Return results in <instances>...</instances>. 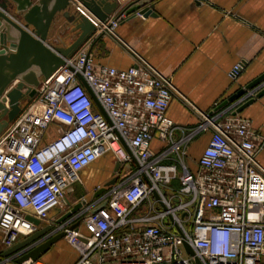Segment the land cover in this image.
I'll return each mask as SVG.
<instances>
[{
    "label": "built area",
    "instance_id": "2783aa9c",
    "mask_svg": "<svg viewBox=\"0 0 264 264\" xmlns=\"http://www.w3.org/2000/svg\"><path fill=\"white\" fill-rule=\"evenodd\" d=\"M73 1L99 33L115 34L124 17L101 22ZM243 66L238 61L229 76ZM175 93L170 77L141 57L117 68L96 64L83 46L41 78L0 134V264H17L16 255L2 252L47 225L34 245L63 231L76 254L70 264H196L195 257L201 264H264V135L248 119L225 115L227 108L180 126L167 115ZM206 130L210 138L192 171L187 144ZM107 154L120 167L117 180L92 199L81 197V207L56 222L69 208L52 212L80 171ZM20 264L49 263L40 257Z\"/></svg>",
    "mask_w": 264,
    "mask_h": 264
},
{
    "label": "crops",
    "instance_id": "0c3cea01",
    "mask_svg": "<svg viewBox=\"0 0 264 264\" xmlns=\"http://www.w3.org/2000/svg\"><path fill=\"white\" fill-rule=\"evenodd\" d=\"M14 7L10 2L8 11L19 18ZM154 11V16H124L115 34H101L94 42L99 34L96 30L82 46L96 64L127 68L141 57L169 76L176 93L167 115L176 124L195 126L201 112L214 111L219 103L264 72V0H155ZM60 34L52 28L48 43L67 45ZM240 60L244 66L231 78L229 71ZM235 106L229 103L218 110L227 108L225 115H229ZM237 115L248 119L252 128L264 135V94ZM49 133L54 135L53 127ZM210 135V130L202 131L187 144L186 164L192 171L197 170L196 160ZM160 144L157 139L152 141L154 148ZM258 159L264 166V146ZM111 160L107 154L80 171L82 197L92 199L109 178L101 169H89L90 166L100 162L112 170ZM42 259L45 260L43 256Z\"/></svg>",
    "mask_w": 264,
    "mask_h": 264
},
{
    "label": "water",
    "instance_id": "95a60500",
    "mask_svg": "<svg viewBox=\"0 0 264 264\" xmlns=\"http://www.w3.org/2000/svg\"><path fill=\"white\" fill-rule=\"evenodd\" d=\"M9 1L15 5L14 10L19 18L9 13ZM78 1L101 22L107 20L114 12H117L116 18L122 15L128 17L136 13L144 17L156 15L155 0H132L124 6H119L115 0ZM73 3V0H0V134L19 115L25 101L35 95L41 78L49 77L59 66L64 65L65 58L73 55L96 32V26L88 17L76 12ZM55 20L69 24L70 32L75 33L74 40L69 44L62 42L60 45H51L48 43L50 30ZM101 34L103 33H99L93 41L95 42ZM79 79L98 105L85 80L80 76ZM14 81H16L15 84L7 90ZM263 82L264 72L219 103L214 111L230 103L231 105L237 104L231 111V115L240 113L255 98L264 94V86L256 90L258 84ZM249 91L254 92L249 95ZM102 113L105 115L103 111ZM123 145L128 150L124 143ZM112 183L113 181L105 182L97 188L93 197L101 194L105 186ZM153 194L156 197L154 191ZM81 205V202L74 203L56 219V222H61L71 216ZM28 219L34 224H39V221L33 217L28 216ZM78 223L76 221L71 227H76ZM50 228L51 226L47 225L35 231L4 250L2 256L16 255L14 262L17 264L27 259L35 260L42 257L64 236V232L60 231L34 245V242ZM183 245L189 254H194L188 243L183 241ZM195 262L201 264L197 257H195Z\"/></svg>",
    "mask_w": 264,
    "mask_h": 264
},
{
    "label": "rangeland",
    "instance_id": "374dc122",
    "mask_svg": "<svg viewBox=\"0 0 264 264\" xmlns=\"http://www.w3.org/2000/svg\"><path fill=\"white\" fill-rule=\"evenodd\" d=\"M59 18V17H58ZM57 33L59 32L60 36L66 43H70L75 38V33L70 32V25L67 23H59L57 20L54 21L51 29ZM115 32V31H114ZM113 161L111 160V163ZM113 164V163H112ZM104 165L100 162L90 166L89 169H101L103 173H106L107 176L112 175V170L107 167H103ZM112 166V165H111ZM95 167V168H94ZM112 168V167H111ZM74 185V184H73ZM84 193V187L80 182H76L73 186L71 192H67L65 198L63 199L61 205L53 210L52 213L58 211V209L66 210L70 208V206L78 201ZM167 194V193H166ZM75 254L72 252L68 244L64 239H60L57 241L52 247L43 255V258L47 260L50 264H70L74 259Z\"/></svg>",
    "mask_w": 264,
    "mask_h": 264
},
{
    "label": "flooded vegetation",
    "instance_id": "af4514ba",
    "mask_svg": "<svg viewBox=\"0 0 264 264\" xmlns=\"http://www.w3.org/2000/svg\"><path fill=\"white\" fill-rule=\"evenodd\" d=\"M116 165L113 163V167H112V175L106 180V182L108 181H113L115 182L117 180V175L116 173L120 171V167L116 166ZM106 187V186H105Z\"/></svg>",
    "mask_w": 264,
    "mask_h": 264
},
{
    "label": "bare ground",
    "instance_id": "6f19581e",
    "mask_svg": "<svg viewBox=\"0 0 264 264\" xmlns=\"http://www.w3.org/2000/svg\"><path fill=\"white\" fill-rule=\"evenodd\" d=\"M8 3H10V1L8 2ZM124 6V5H123ZM115 13V12H114Z\"/></svg>",
    "mask_w": 264,
    "mask_h": 264
}]
</instances>
